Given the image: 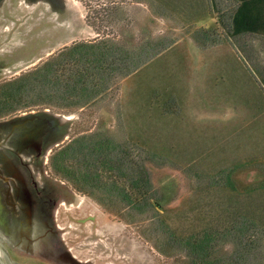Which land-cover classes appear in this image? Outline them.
<instances>
[{
	"label": "rangeland",
	"instance_id": "1",
	"mask_svg": "<svg viewBox=\"0 0 264 264\" xmlns=\"http://www.w3.org/2000/svg\"><path fill=\"white\" fill-rule=\"evenodd\" d=\"M242 8L264 0H0V264H264Z\"/></svg>",
	"mask_w": 264,
	"mask_h": 264
},
{
	"label": "trees",
	"instance_id": "2",
	"mask_svg": "<svg viewBox=\"0 0 264 264\" xmlns=\"http://www.w3.org/2000/svg\"><path fill=\"white\" fill-rule=\"evenodd\" d=\"M262 12L257 11L255 16H251L250 13L242 8L238 14L235 15L233 21V27L236 32L238 31H254L260 30L264 32V15L261 14ZM91 44V43H89ZM98 44V43H97ZM97 44H93L92 47L96 46ZM83 47V46H81ZM68 50V49H65ZM122 68H126L122 65ZM122 70V69H121ZM125 70V69H123Z\"/></svg>",
	"mask_w": 264,
	"mask_h": 264
},
{
	"label": "bare ground",
	"instance_id": "3",
	"mask_svg": "<svg viewBox=\"0 0 264 264\" xmlns=\"http://www.w3.org/2000/svg\"><path fill=\"white\" fill-rule=\"evenodd\" d=\"M64 119V118H63Z\"/></svg>",
	"mask_w": 264,
	"mask_h": 264
}]
</instances>
